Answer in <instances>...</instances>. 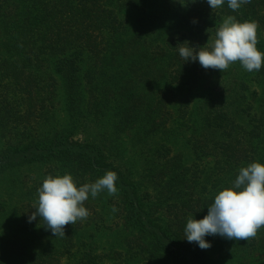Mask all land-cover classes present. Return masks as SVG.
Instances as JSON below:
<instances>
[{"label":"trees","instance_id":"1","mask_svg":"<svg viewBox=\"0 0 264 264\" xmlns=\"http://www.w3.org/2000/svg\"><path fill=\"white\" fill-rule=\"evenodd\" d=\"M228 15L257 22L264 53V0L235 12L227 0L218 9L207 0H0V179L40 170L28 186L9 179L21 190L13 215L12 193L0 197V227L10 231L0 235V264H219L209 250L264 254V227L248 240L205 236L208 249L184 237L187 219H202L240 167L264 164V66L220 72L179 55L187 43H210ZM251 83L263 88L258 99ZM105 119L113 132L98 128ZM122 133L153 144L137 171L119 148ZM108 170L117 194L102 196L98 211L89 196L90 215L64 237L39 217L29 222L45 176L67 173L79 186ZM108 234L105 246L98 235Z\"/></svg>","mask_w":264,"mask_h":264},{"label":"clouds","instance_id":"2","mask_svg":"<svg viewBox=\"0 0 264 264\" xmlns=\"http://www.w3.org/2000/svg\"><path fill=\"white\" fill-rule=\"evenodd\" d=\"M251 0H227V6L237 11ZM225 0H207L211 9L223 6ZM258 24L255 21H237L226 16L217 27L210 43L199 47L179 48L184 61H198L204 69L226 71L230 65L239 63L247 72H258L264 66V53L256 47ZM117 174L108 170L94 182L77 185L70 174L47 175L37 188L34 211L29 222L37 217L43 221L53 236L64 237L65 226L85 220L90 215L84 206L89 196L96 198L101 192L117 194ZM116 209L113 208V211ZM264 227V164L253 161L238 170L230 187L219 190L213 202L207 206V214L202 219H187L184 237L188 242H196L201 249L211 244L205 236L219 235L229 240H248L257 236Z\"/></svg>","mask_w":264,"mask_h":264},{"label":"rangeland","instance_id":"3","mask_svg":"<svg viewBox=\"0 0 264 264\" xmlns=\"http://www.w3.org/2000/svg\"><path fill=\"white\" fill-rule=\"evenodd\" d=\"M122 17L126 20V25L127 26H131L132 25V14H124L122 15ZM56 78L58 79V77L56 76ZM252 84V83H251ZM259 87V88H258ZM254 86V84H252V91L257 88V92L254 93V96H252L254 99H258L263 91V88L261 86ZM251 91V92H252ZM62 94L63 91L61 89V86L58 82V90H57V108H56V117H57V123L60 126H64L66 124V117H65V112H63V101H62ZM96 125V124H95ZM98 128L103 131L104 128L107 131H112L110 129V124L107 121V119H105V123H98L97 124ZM113 132V131H112ZM75 136V135H74ZM78 136H83L82 134L80 135H76V137ZM111 137H116V136H111ZM117 140L120 142L119 143V148L120 150L123 151V155L125 156L126 160L129 162V164H131V166L134 167V169L137 171L140 168V158H141V154L146 153V151L150 148V146H152L151 144H149L148 142L146 144L143 145H138V144H134L131 141V136L128 133H122L121 135H119L117 137ZM40 175V170L38 169V167L32 166V167H26L24 168L21 172L17 173H12L9 174L8 176L5 177V179L1 178L0 180V194L1 192L4 193V196H1V199L6 198L5 197V192L7 191V193H12L9 197H8V207H9V212H11V215H13L15 209H16V200L17 198H19L21 196V190L17 187V183L15 184L16 186H14V183H11L10 180H16V181H23L24 182H28V184L31 185V181L34 180H38V177ZM10 179V180H9ZM19 185V184H18ZM20 186V185H19ZM103 196L104 201L107 202L110 195H108V193L106 191L101 192L96 198H98V200L96 201V203L98 204V209H96L97 211L99 210V208L103 207V200L100 201L99 199ZM110 205H112L110 203ZM108 208L105 209V212H109V207L110 206H106ZM108 210V211H107ZM106 217L107 221L106 224H108V226H114V217L113 215L111 216V214H107ZM12 219H15L14 216H11ZM10 234V231L8 232L6 229H2V227H0V235L1 236H7ZM101 237V243H103V245L107 246L108 242L114 238V235L112 234H108V235H104V236H100ZM98 238V240H100ZM209 252L211 253L212 257L214 259H216V261L219 264H264V254H260L258 252H250V251H239L238 249H233V248H226L223 250H209Z\"/></svg>","mask_w":264,"mask_h":264}]
</instances>
